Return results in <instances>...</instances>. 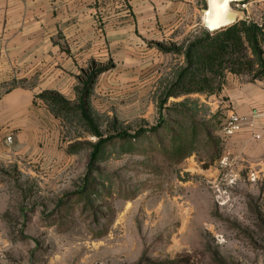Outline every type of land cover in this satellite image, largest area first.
<instances>
[{
	"label": "rangeland",
	"instance_id": "1",
	"mask_svg": "<svg viewBox=\"0 0 264 264\" xmlns=\"http://www.w3.org/2000/svg\"><path fill=\"white\" fill-rule=\"evenodd\" d=\"M88 1L96 32L74 86L59 93L68 106L54 118L40 112L22 141L15 131L0 134L2 264H264V165L233 150L238 133L223 132L228 78L254 73L226 70L214 93L169 94L187 47L205 31L206 0H198L199 35L169 40L164 49L142 36L145 5L153 13L160 7L154 0ZM232 8L238 22L264 29V0ZM122 26L134 32L136 67L117 57L113 39L129 41L126 32L116 34ZM261 49L264 58V40ZM40 90L48 98L58 93ZM142 129L149 132L119 137ZM100 138L108 142L93 160Z\"/></svg>",
	"mask_w": 264,
	"mask_h": 264
},
{
	"label": "crops",
	"instance_id": "2",
	"mask_svg": "<svg viewBox=\"0 0 264 264\" xmlns=\"http://www.w3.org/2000/svg\"><path fill=\"white\" fill-rule=\"evenodd\" d=\"M154 1L160 5L154 13L152 4L145 3L143 18L149 17V21L143 29L147 34L142 35L144 39L158 45L199 35L198 0ZM89 4L88 0H0V134L15 131L22 141V132H33L40 124V112L54 118L46 104L37 102L38 95L42 89L67 96L66 87L74 86L76 75L87 61L88 37L96 32L88 25L89 10L92 15ZM118 30L116 34L126 32L129 41L126 44L127 39L122 37L113 39L117 57L122 55L128 68L136 67L138 51L131 48L130 41L134 32L124 26ZM63 41L68 47L61 49ZM223 94L227 99L222 107L229 115L237 113L248 121L232 138L233 150L263 166L264 80L229 77ZM253 134H260V138L252 140Z\"/></svg>",
	"mask_w": 264,
	"mask_h": 264
},
{
	"label": "trees",
	"instance_id": "3",
	"mask_svg": "<svg viewBox=\"0 0 264 264\" xmlns=\"http://www.w3.org/2000/svg\"><path fill=\"white\" fill-rule=\"evenodd\" d=\"M264 40V29L254 23L240 21L234 25L215 33L205 30L202 36L189 44L186 49V67L179 74L176 83L171 87L170 95H187L191 93H214L219 89L215 88L217 77H220L228 70L232 74L254 73V78L264 80V58L261 49V41ZM164 49L162 44H158ZM249 51L252 55H249ZM92 77L85 84V92L91 88ZM89 91V90H88ZM52 93L48 98L38 96L49 104V109L56 116L68 106V102L59 93ZM84 97L82 99V102ZM53 102V103H52ZM84 118L91 124L84 106L82 107ZM159 127L149 129L152 132L158 131ZM142 129L135 135L127 132L119 134L120 138H139L148 133ZM96 135L101 137L98 131ZM111 139V137H110ZM108 142L100 138L94 146L92 159L98 157L103 145Z\"/></svg>",
	"mask_w": 264,
	"mask_h": 264
},
{
	"label": "water",
	"instance_id": "4",
	"mask_svg": "<svg viewBox=\"0 0 264 264\" xmlns=\"http://www.w3.org/2000/svg\"><path fill=\"white\" fill-rule=\"evenodd\" d=\"M243 1L245 0H206V7L202 10L205 29L215 33L237 23L240 14L232 8V4Z\"/></svg>",
	"mask_w": 264,
	"mask_h": 264
},
{
	"label": "built area",
	"instance_id": "5",
	"mask_svg": "<svg viewBox=\"0 0 264 264\" xmlns=\"http://www.w3.org/2000/svg\"><path fill=\"white\" fill-rule=\"evenodd\" d=\"M246 122H247L246 117L241 116L237 113H232L225 120V123L223 126L224 135L227 137L234 136L235 134L239 133L243 129ZM255 138L259 139L260 134H255ZM8 140L10 141L11 138L9 137ZM228 162H229L228 156H224L221 160V163L223 165L228 164ZM0 264H2L1 258H0Z\"/></svg>",
	"mask_w": 264,
	"mask_h": 264
}]
</instances>
